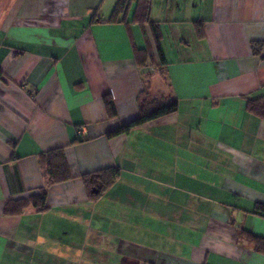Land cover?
I'll return each instance as SVG.
<instances>
[{
    "label": "crops",
    "instance_id": "0c3cea01",
    "mask_svg": "<svg viewBox=\"0 0 264 264\" xmlns=\"http://www.w3.org/2000/svg\"><path fill=\"white\" fill-rule=\"evenodd\" d=\"M117 1L0 0V264H264L240 236L264 237V119L246 109L264 96V0H148L167 63L149 90L178 109L108 138L138 115L134 49L154 50L138 0L109 21ZM54 148L73 177L46 185ZM108 167L89 199L81 176ZM43 186L44 210L4 212Z\"/></svg>",
    "mask_w": 264,
    "mask_h": 264
},
{
    "label": "trees",
    "instance_id": "16d2710c",
    "mask_svg": "<svg viewBox=\"0 0 264 264\" xmlns=\"http://www.w3.org/2000/svg\"><path fill=\"white\" fill-rule=\"evenodd\" d=\"M127 0H118L111 12L109 21H123L124 18H119L122 12L128 6ZM150 4L148 0H138L135 11L133 13V21L137 22L142 28L147 26L150 29V34L154 41V50L150 44L146 43L144 47L134 49V57L137 65L140 68L159 67L163 72V68L167 63L164 58L160 46V31L156 22L149 18ZM200 36V30H198ZM262 43H252V51L254 54H260ZM156 54V55H155ZM155 56L159 59V64L155 62ZM160 72V73H162ZM163 74V73H162ZM145 82V81H144ZM149 85L144 84L143 89L137 96L138 115L122 123L120 126L106 133V137L111 138L120 134H126L133 128L139 127L147 122L159 119L166 115L177 111V101L171 99L167 102L161 101L160 98H148ZM107 116L113 118L117 115V110L114 101L110 94H105L102 97ZM246 109L260 119H264V96L249 98L246 102ZM78 138L74 142H82ZM38 163L43 171L46 185L64 183L72 179L69 163L66 160L63 148H54L48 151L41 152L38 155ZM120 169L117 167H108L92 173H87L81 176L87 197L96 199L101 196L119 177ZM47 188L41 187L35 194H31L27 198L10 200L4 207L6 214L20 213L24 208L33 206L38 211H42L46 205ZM259 212L264 216V206H259ZM240 236L250 242L256 252L264 254V237L254 235L248 230L242 229Z\"/></svg>",
    "mask_w": 264,
    "mask_h": 264
},
{
    "label": "rangeland",
    "instance_id": "374dc122",
    "mask_svg": "<svg viewBox=\"0 0 264 264\" xmlns=\"http://www.w3.org/2000/svg\"><path fill=\"white\" fill-rule=\"evenodd\" d=\"M160 72H162L161 71V68L159 69V67H148V75H146L145 76V82H144V84H147V85H149L147 88H149L150 89V84H151V77H152V75L154 74V73H159L160 75H162V73H160ZM148 89V98H150L151 99V97L153 96L151 93H150V90Z\"/></svg>",
    "mask_w": 264,
    "mask_h": 264
},
{
    "label": "built area",
    "instance_id": "2783aa9c",
    "mask_svg": "<svg viewBox=\"0 0 264 264\" xmlns=\"http://www.w3.org/2000/svg\"><path fill=\"white\" fill-rule=\"evenodd\" d=\"M84 132V131H83ZM82 133V132H81Z\"/></svg>",
    "mask_w": 264,
    "mask_h": 264
}]
</instances>
